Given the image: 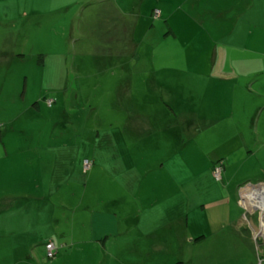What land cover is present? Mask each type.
I'll list each match as a JSON object with an SVG mask.
<instances>
[{
	"label": "rangeland",
	"instance_id": "1",
	"mask_svg": "<svg viewBox=\"0 0 264 264\" xmlns=\"http://www.w3.org/2000/svg\"><path fill=\"white\" fill-rule=\"evenodd\" d=\"M204 2L0 0V264L88 262L94 211L128 231L251 217L238 201L264 185V0L239 1L233 35L208 16L225 0ZM255 249L222 264H261Z\"/></svg>",
	"mask_w": 264,
	"mask_h": 264
},
{
	"label": "crops",
	"instance_id": "2",
	"mask_svg": "<svg viewBox=\"0 0 264 264\" xmlns=\"http://www.w3.org/2000/svg\"><path fill=\"white\" fill-rule=\"evenodd\" d=\"M239 1L240 0H225L224 7L222 8L224 12L216 14L211 13V15H208L211 16V19H215L216 24L221 26H224L223 23L229 22V24H231V22H233L229 25L231 28H227V30L224 31L226 34L233 35L235 31V28L233 29V27H237L239 25V16H241L238 12L240 9ZM190 4H192L190 6L193 10L197 9L195 8L196 6H194V3L191 2ZM214 6L220 9L218 5ZM246 6L247 8L242 10V12H245L247 9H254V6H250V4ZM234 11L235 14L232 16L234 19L226 21L229 13ZM171 32H173L172 29L169 33ZM248 40L255 44L257 41H263V37L255 40L248 38ZM244 87L245 85L240 86L238 84L227 85V89L231 91L234 90V93H236V89L239 90ZM250 87L252 88L251 85ZM250 87H246L244 89L252 93V89ZM255 96L259 95L256 94ZM257 109H259V112L257 114L256 110L255 115L256 117L259 115L261 121L264 104L261 107L259 106ZM255 115L253 117H255ZM253 117H251L252 122L256 120ZM215 121L217 120H210L212 123ZM224 161H222L223 163L221 162L222 168L225 165ZM224 170V173L222 171L221 182L225 181V178L230 180V178L227 177V174H225V167ZM223 174H225V177ZM255 187L264 188V185L259 184L246 186L240 190L241 199L238 201L241 206L247 208L251 217L247 215L241 216L240 213L243 211L237 214L238 217H241H239L240 219H237L234 216L230 217L231 213H227V216H229L226 217V220H236L234 224L199 228L195 231H191L189 218L185 219V213L180 214L178 217L168 220L163 224H156L154 221H152L153 223H150L153 219L152 216L146 217L148 225L143 227L134 226L128 231V229L124 230L122 226L119 225L118 220L111 213L104 214L102 212L94 211L90 219V230L88 229L91 235V244H87L90 251V260H88V262L87 260L85 262L83 261V264H222L225 259L224 255L226 254V251L228 249H238L240 246L248 251H252L253 254L255 253L256 247L259 250L257 251L258 256L262 257L264 256V250H260V245H257V243H261L264 247V212L262 208L253 207L251 204L252 202L248 199L250 193L247 194L248 189ZM152 199L153 198L149 201H152ZM255 213L259 214L257 221L258 227H255L251 222V218L255 216ZM213 214L214 212H209L206 213L204 217L213 218ZM229 238L238 240L240 246L234 245L233 242H225V240H228ZM51 242L53 243V241ZM191 248H193V256L195 255L196 258L191 257L189 251H187V249L191 250ZM79 253L84 254V252H81L80 250ZM155 257H162L163 259H159V262L157 263ZM108 259L111 260L108 261Z\"/></svg>",
	"mask_w": 264,
	"mask_h": 264
},
{
	"label": "bare ground",
	"instance_id": "3",
	"mask_svg": "<svg viewBox=\"0 0 264 264\" xmlns=\"http://www.w3.org/2000/svg\"><path fill=\"white\" fill-rule=\"evenodd\" d=\"M249 193L250 195L248 199L250 202H252L251 204L253 205V207L262 208L264 212V188H253Z\"/></svg>",
	"mask_w": 264,
	"mask_h": 264
},
{
	"label": "built area",
	"instance_id": "4",
	"mask_svg": "<svg viewBox=\"0 0 264 264\" xmlns=\"http://www.w3.org/2000/svg\"><path fill=\"white\" fill-rule=\"evenodd\" d=\"M53 104L52 102H50V105ZM91 167V163L89 161L85 162V168L86 170H88ZM222 171L223 168L221 166H218L215 168L214 170V176L217 180H221L222 179ZM49 256H54L55 252H56V247L53 243H49L46 245ZM264 259V258H263ZM261 264H264V260L261 261Z\"/></svg>",
	"mask_w": 264,
	"mask_h": 264
},
{
	"label": "trees",
	"instance_id": "5",
	"mask_svg": "<svg viewBox=\"0 0 264 264\" xmlns=\"http://www.w3.org/2000/svg\"><path fill=\"white\" fill-rule=\"evenodd\" d=\"M154 11H155V10H154ZM169 32H170V31H169ZM49 243H52V242H49ZM49 243H48V244H49ZM55 254H56V253H55ZM260 258H264V257L262 256V257H260Z\"/></svg>",
	"mask_w": 264,
	"mask_h": 264
}]
</instances>
